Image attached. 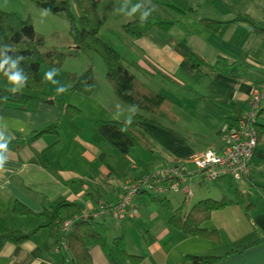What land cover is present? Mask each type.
I'll use <instances>...</instances> for the list:
<instances>
[{
	"label": "crops",
	"instance_id": "0c3cea01",
	"mask_svg": "<svg viewBox=\"0 0 264 264\" xmlns=\"http://www.w3.org/2000/svg\"><path fill=\"white\" fill-rule=\"evenodd\" d=\"M132 1L154 6L150 0ZM194 3L189 8L198 9L197 15L179 16L167 31L153 26L142 37L124 32L123 27L138 19L139 13L126 20L118 11L123 9L126 13L129 10L124 8L122 0H103L100 7L110 13V30L124 38L128 53L124 57L133 64L131 70L172 103L178 116L177 123L180 120L177 103L183 98L181 91L185 92L188 87L185 79L197 83L196 89H189L190 96L187 97L196 101L198 107H189L188 112L192 115V123L200 124L208 119L217 127V138L207 145V150L220 151L224 144L222 127L246 113L253 91L264 82V33L249 23L241 22L224 35H219L205 28L200 18L227 22L238 15H245L264 25V0H195ZM163 17L174 18L169 12ZM192 52L199 54L206 66L194 68L189 60ZM219 60L224 62L219 63ZM108 91L102 112L98 114L102 115L100 121L89 119L84 123L80 118L71 121L64 117L62 104H50L51 101H34L24 109L0 110V135H4L6 140L15 136L9 144L6 162L0 168V212L4 217L9 215L12 218L8 220L5 217L10 226L19 227L16 226L19 219L12 211L16 202L34 214L23 218H39L43 222L44 219L38 215L64 201L78 204L81 210L95 209L102 202L117 203L121 183L125 180L162 166L187 162L194 154L205 152L198 145H192L181 133L142 121L138 126L146 131L153 143L149 155L144 153L118 124L124 123L128 113H120L116 105L121 104L125 109L128 105L112 90ZM144 116L156 119L154 115ZM54 124L58 125L57 134H45L27 142L35 133ZM20 128L24 131L21 132ZM113 152L127 161L123 162ZM132 154L148 161L156 159L155 162L163 164L151 170L141 169L140 164L131 159ZM128 161H131V166L125 172L124 166ZM134 165L137 170L133 169ZM250 167L248 177L237 181L244 182V187L237 189L245 194L247 204L254 207L248 211L245 205L231 204L214 212L205 224V228L219 232L220 242L186 236L177 231L169 225L171 214L166 213L160 202L141 195L134 199L138 213L129 211L120 220H103L108 228V241L112 243L115 238L123 236L128 250L130 238V242L135 244V251L131 254L144 257L141 264H191L185 261L187 255L224 256L239 246L262 241L243 253L224 258L219 264H264V137L258 142ZM235 190L232 197L219 193L221 198L217 200L234 198ZM185 198L183 203L186 205L188 198ZM4 209L9 214H4ZM43 225L39 223L34 230ZM56 248L49 230L41 229L30 241L20 245L4 244L0 249V264H61L62 257ZM90 252L94 264H111L99 246H93ZM123 264L132 263L124 261Z\"/></svg>",
	"mask_w": 264,
	"mask_h": 264
},
{
	"label": "trees",
	"instance_id": "16d2710c",
	"mask_svg": "<svg viewBox=\"0 0 264 264\" xmlns=\"http://www.w3.org/2000/svg\"><path fill=\"white\" fill-rule=\"evenodd\" d=\"M34 5L49 10L55 15H64L70 19L72 24V34L75 44L82 50L94 51L101 56L106 64V78L115 94L127 105L136 104L140 111L135 115L132 124L124 131L129 139L136 146L152 150L151 142L146 131L138 126L139 122L150 121L161 125V120L167 119L173 124L178 121V116L173 111L172 103L160 95L144 82L131 70L133 64L122 57L114 48L107 44L100 36L104 28V22L101 19L100 5L103 0H29ZM72 4L79 10V18L76 19L72 11ZM142 8L147 9L148 5L141 3ZM167 7L180 17H188L198 14V9L189 8L180 9L173 4H167ZM175 18V17H174ZM174 19H158L157 12L154 10L146 22L136 19L123 27L124 32L134 37L144 36L151 27L155 26L161 30H169L176 22ZM249 23L258 32L264 33V25L258 24L250 17L238 15L232 21H219L210 18H200V23L208 30L224 35L237 23ZM12 47V51L4 53L11 59H17V56H23L24 61H20L18 68L28 75V83L25 86L33 92H42L43 79L41 75V66L49 64L59 67L64 59V53L56 50L44 51V38L35 30L31 20L23 18L17 12H6L0 7V52L5 47ZM189 60L193 67L198 69L206 66L205 60L197 53L192 52ZM224 61L219 60V63ZM74 81L71 90L78 91L84 95H91L96 88L95 79L92 71H88L80 77H69ZM0 79L7 77L0 72ZM7 99H4V98ZM34 95L19 94L15 96L8 89L0 87V110L2 108L24 109L32 100ZM81 110L72 106H67L68 118L74 119L81 114ZM143 113L152 114L156 119H148ZM121 128L124 123H118ZM258 132V141L264 137V113L260 115V120L256 126ZM58 125L54 124L37 133H35L28 143L41 138L45 134H57ZM151 199L160 202L162 208L171 214L169 225L177 231L190 237H201L215 242H220L221 237L218 231L205 228V224L211 219L216 211L223 210L231 204L245 205L250 211L254 205L247 204L245 194L235 190V197H227L220 200L207 198L192 205L186 210L185 203L176 208L173 206L169 197L157 198L148 195ZM82 210L76 203L64 201L52 208H47L38 216L44 219V225L34 231H26L14 228L8 224L3 214L0 212V249L6 243L20 245L32 240V238L41 230H49L56 246L61 245L64 239L67 241V249L61 254V264H94L90 249L93 246H99L111 264H123L124 261H130L132 264H141L143 256L131 254L127 250L126 241L123 236H119L112 243L108 241V228L103 220L97 219H79L74 222L68 231L63 233L61 224ZM13 213L18 216H33V212L25 205L16 202L13 206ZM64 238V239H63ZM262 241H255L249 246H239L224 256L205 255L195 256L187 255L185 261L191 264H219L224 258L245 252L250 246L258 245Z\"/></svg>",
	"mask_w": 264,
	"mask_h": 264
},
{
	"label": "rangeland",
	"instance_id": "374dc122",
	"mask_svg": "<svg viewBox=\"0 0 264 264\" xmlns=\"http://www.w3.org/2000/svg\"><path fill=\"white\" fill-rule=\"evenodd\" d=\"M112 1L113 0H110V2ZM122 1L124 3L125 9L128 7L130 10L133 6L136 5V1H132V0H122ZM150 1L154 3V8L158 9L157 12L158 19L164 18L163 14H167L169 12L175 17L173 19L176 21L180 17L174 12L168 10V7L166 6L167 4L171 3L185 9L186 8L189 9L190 6H194L195 4L194 3L195 0H150ZM0 7L3 11L17 12L23 18L31 20L32 24L35 27L36 32L42 35L44 38V51L56 50L58 52L64 53L65 55L59 67L51 66L46 63L41 66V75L43 79L42 92H33L30 89L24 87L21 91L14 93V95L15 96L19 94L34 95L35 99L32 100L29 104H31L34 101H46V102L51 101L50 104L51 103L62 104V106L64 107L65 118L69 117L67 115V106H72L77 109H80L82 113L79 116H77L74 119L68 118L71 121L77 120L78 118L82 119L81 121H84V123L87 122L89 119H95V121L102 120V115H98V114L102 112V105L105 103V93L109 89L112 90L113 93L115 92L107 81L106 64L104 60L101 58V56L94 51H90V50L84 51L81 49L79 45L75 44L76 42L72 34V24L70 22V19H68V17L64 15L63 16L55 15L49 10L34 5L29 0H0ZM99 8L101 10V7ZM72 11L76 16V19H78L80 13L74 4H72ZM100 14H101V19L104 22V28L101 31L102 34L100 33L101 38L112 48H114L122 57L128 56L126 47L124 46L125 43L124 38L115 35V33H113L110 30V26H108V24L111 22L109 18L110 13L108 11L105 12L104 9H102L100 11ZM51 69L58 70L55 79L58 80L61 85L67 87L69 89L68 92L64 94H57L56 88L58 87V85H54L44 79L45 73ZM88 71L93 72L95 84H96L95 91L91 95H84L78 91L71 90L74 85V81L70 80L69 77H73V76L80 77L81 75L85 74ZM185 80L188 83V87L185 92L181 91V95L183 98L180 100L181 101L180 103H177V110L180 116L179 123L173 124L171 121L167 119H163L161 120V125L167 130H173L174 132L183 134L184 136H186L187 140H189L192 145L193 144L198 145L199 148H203V150L206 151L208 149L207 145L211 144L213 140L217 138L216 137L217 127H214L211 124V122L208 121V119L202 120L200 124L192 123L193 118L191 113H189L188 111L192 108V106L195 107L198 106L196 101H191V98H188L187 96H190L189 93L190 88L196 89L195 84L197 83H195L190 79H185ZM0 87L9 90L11 88V85L9 84L7 79H0ZM108 93H110V91H108ZM108 102H110L109 99ZM146 115L150 116L152 114L147 113ZM153 119L155 118L153 117ZM150 123L157 125L156 123L153 122ZM137 147L144 153L148 154L149 152H151L150 149L143 148L140 146ZM114 154L117 157L120 156L122 161L125 162L126 159H124L123 156H121L118 153H114ZM131 159H135L136 160L135 162L140 164L141 169L151 170L157 168L156 166L163 164V162H155L156 159H154L153 161L150 159L148 161V159L145 160L133 154L131 155ZM130 166H131V161H128L126 163V166H124L125 172H127V170L130 169ZM238 187L243 188L244 182H237L233 178H228L223 181L210 183L205 186H200L197 185L196 183L195 187L193 188L196 194V198H189L186 200V205H185L186 210H188L192 205L200 202L202 199L221 198L219 193H224L227 194V196L232 197L233 190L237 189ZM141 196L149 197L147 195H141ZM185 197H186L185 193L181 192L177 195L169 196V199L172 201L173 206L178 208L183 204L184 200L186 199ZM143 199L147 200L146 198ZM149 202L151 204L153 203V201H149ZM249 202H251V199L249 200ZM6 210L7 209H4L3 211L4 214H9L6 213L7 212ZM5 217L8 220L12 219L9 215H5ZM16 217H17L16 219H19L18 222H16L17 223L16 226H19L18 228L22 230L26 229L32 231L34 230L35 226H37L39 223L41 222L44 223L43 220H39V218H23V216H17V215ZM108 226L111 229L113 228L110 224H108ZM128 248L130 253L135 251V244L130 242V238L128 239Z\"/></svg>",
	"mask_w": 264,
	"mask_h": 264
},
{
	"label": "built area",
	"instance_id": "2783aa9c",
	"mask_svg": "<svg viewBox=\"0 0 264 264\" xmlns=\"http://www.w3.org/2000/svg\"><path fill=\"white\" fill-rule=\"evenodd\" d=\"M262 113H264V82L253 91L246 113L222 127L221 137L224 143L222 150L197 153L187 162L162 166L153 172H144L125 180L121 183L117 203L102 202L95 209H85L73 215L62 223L63 233L67 234L72 224L81 218L120 220L129 211L136 214L138 209L134 206V199L139 195L165 198L184 192L189 199L196 196L193 188L197 182L198 185H207L227 178L236 181L247 178L258 147L256 126ZM188 164H191V167ZM133 169L137 170V166L134 165ZM56 247L57 252L62 254L67 249L66 239Z\"/></svg>",
	"mask_w": 264,
	"mask_h": 264
},
{
	"label": "clouds",
	"instance_id": "9594fccd",
	"mask_svg": "<svg viewBox=\"0 0 264 264\" xmlns=\"http://www.w3.org/2000/svg\"><path fill=\"white\" fill-rule=\"evenodd\" d=\"M154 10V6L144 9L140 4H136L126 13L123 11V9H119L118 11L123 17H125L126 20L132 19L137 13H139V19L143 23L148 20L149 16ZM12 50L13 49L10 46L5 47L3 52H0V72H3V74L7 77V80L11 85L9 91L14 94L21 91L27 85L28 75H26L23 70L18 68L20 61H24L25 59L23 56H17V59L13 60L10 57L4 55V53ZM57 71L58 70L56 69L49 70L45 73L44 79L54 85H58L56 88L57 94H64L68 92L69 89L64 85H61L60 82L55 79ZM4 99L7 98L5 97ZM116 108L120 110V113H123L124 111L128 113L127 118L124 121V127L121 128V131H126L127 127L132 124L133 117L140 111L139 106L136 104H131L125 109L121 104H117ZM20 131L23 132L24 128H20ZM14 139V135L7 140L5 139L4 135H0V168H2L6 162V153L9 152V144L11 140Z\"/></svg>",
	"mask_w": 264,
	"mask_h": 264
},
{
	"label": "water",
	"instance_id": "95a60500",
	"mask_svg": "<svg viewBox=\"0 0 264 264\" xmlns=\"http://www.w3.org/2000/svg\"><path fill=\"white\" fill-rule=\"evenodd\" d=\"M18 96V95H17Z\"/></svg>",
	"mask_w": 264,
	"mask_h": 264
}]
</instances>
